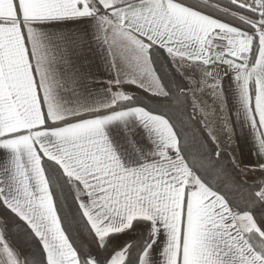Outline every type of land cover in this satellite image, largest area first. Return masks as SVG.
<instances>
[{
    "label": "snow or ice",
    "instance_id": "obj_1",
    "mask_svg": "<svg viewBox=\"0 0 264 264\" xmlns=\"http://www.w3.org/2000/svg\"><path fill=\"white\" fill-rule=\"evenodd\" d=\"M0 264H264V0H0Z\"/></svg>",
    "mask_w": 264,
    "mask_h": 264
},
{
    "label": "crops",
    "instance_id": "obj_2",
    "mask_svg": "<svg viewBox=\"0 0 264 264\" xmlns=\"http://www.w3.org/2000/svg\"><path fill=\"white\" fill-rule=\"evenodd\" d=\"M106 78V77H105ZM229 129L223 130L220 135L226 144H230L229 152L236 159L243 163L252 164L255 162V149L252 145L251 138L248 135L247 129L242 126L241 122L233 124L234 134ZM229 137L231 139L229 140Z\"/></svg>",
    "mask_w": 264,
    "mask_h": 264
},
{
    "label": "rangeland",
    "instance_id": "obj_3",
    "mask_svg": "<svg viewBox=\"0 0 264 264\" xmlns=\"http://www.w3.org/2000/svg\"><path fill=\"white\" fill-rule=\"evenodd\" d=\"M243 161V159H242ZM246 179L250 180V181H257L260 179V177L257 175V174H254V173H249L247 176H246Z\"/></svg>",
    "mask_w": 264,
    "mask_h": 264
},
{
    "label": "trees",
    "instance_id": "obj_4",
    "mask_svg": "<svg viewBox=\"0 0 264 264\" xmlns=\"http://www.w3.org/2000/svg\"><path fill=\"white\" fill-rule=\"evenodd\" d=\"M244 179L249 183V184H252V183H255L256 181H250V180H248V179H246V177H244Z\"/></svg>",
    "mask_w": 264,
    "mask_h": 264
}]
</instances>
